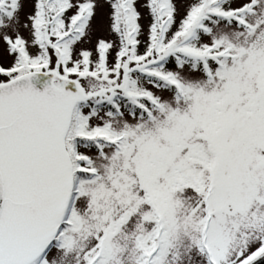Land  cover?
<instances>
[{
  "label": "snow or ice",
  "instance_id": "1",
  "mask_svg": "<svg viewBox=\"0 0 264 264\" xmlns=\"http://www.w3.org/2000/svg\"><path fill=\"white\" fill-rule=\"evenodd\" d=\"M0 264H264V0H0Z\"/></svg>",
  "mask_w": 264,
  "mask_h": 264
}]
</instances>
